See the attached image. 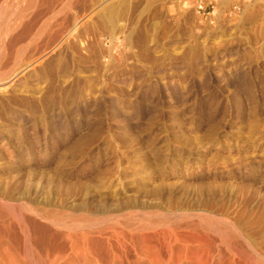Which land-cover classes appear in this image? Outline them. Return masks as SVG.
I'll use <instances>...</instances> for the list:
<instances>
[{
    "label": "rangeland",
    "instance_id": "rangeland-1",
    "mask_svg": "<svg viewBox=\"0 0 264 264\" xmlns=\"http://www.w3.org/2000/svg\"><path fill=\"white\" fill-rule=\"evenodd\" d=\"M197 5L0 0V231L26 264H264V0Z\"/></svg>",
    "mask_w": 264,
    "mask_h": 264
},
{
    "label": "bare ground",
    "instance_id": "bare-ground-1",
    "mask_svg": "<svg viewBox=\"0 0 264 264\" xmlns=\"http://www.w3.org/2000/svg\"><path fill=\"white\" fill-rule=\"evenodd\" d=\"M32 5V4H31ZM25 9V8H24ZM65 9V8H64ZM27 10V9H26ZM23 13V12H22ZM20 15H21V13H20ZM20 17V16H19ZM21 18V17H20ZM22 19V18H21ZM20 19V20H21ZM18 20V19H17ZM16 21V20H15ZM16 23V22H15ZM19 25V24H18ZM16 26V25H15ZM10 27V26H9ZM14 27V26H13ZM8 28V27H7ZM11 28V27H10ZM44 28V27H43ZM12 29V28H11ZM14 29V28H13ZM46 29V28H45ZM13 31V30H12ZM15 31V30H14ZM45 32V31H44ZM3 33V32H2ZM8 33H9V31H8ZM47 33V32H46ZM10 34V33H9ZM11 34H13V32L11 33ZM1 35V34H0ZM5 39V38H4ZM28 43V46L31 44V41H28L27 42ZM4 46V45H3ZM26 47V46H25ZM2 48V47H1ZM3 51V50H2ZM8 206V205H7ZM10 206V205H9ZM12 206V205H11ZM0 218H2V213H3V210L5 209V207H3V206H1V204H0ZM2 207L4 208V209H2ZM8 208V207H7ZM15 209V208H14ZM8 210H10V209H8ZM7 210V211H8ZM27 210V209H26ZM10 212V211H9ZM20 213V212H19ZM11 214H13V213H11ZM15 215H17V214H15ZM20 215V214H19ZM51 215V214H50ZM14 217V216H13ZM17 217V216H16ZM18 218V217H17ZM53 218V217H52ZM82 218V217H81ZM3 219V218H2ZM88 219V218H87ZM60 220V219H59ZM75 220V219H74ZM78 220V219H77ZM82 220V219H81ZM85 221H87V220H85ZM84 221V222H85ZM61 222H62V220H61ZM67 222H69L68 220H67ZM66 222V223H67ZM89 222V221H88ZM111 222H113V221H111ZM118 222V221H117ZM211 222V221H210ZM70 223V222H69ZM73 223V222H72ZM78 223H79V221H78ZM90 223V222H89ZM114 223V222H113ZM80 224H81V222H80ZM92 224V223H91ZM116 224V223H115ZM215 224V223H214ZM68 225V224H67ZM73 225L74 226H76L74 223H73ZM89 225V224H88ZM27 227V226H26ZM71 227V226H70ZM74 228V227H73ZM24 229V228H23ZM26 229V231H23V235H24V237H25V239H26V244L25 245H31V240H30V237H31V235H30V232L27 230L28 228H25ZM224 229V228H223ZM5 230V229H4ZM72 230V229H71ZM31 231V230H30ZM15 233H16V231H15ZM14 233V234H15ZM21 233V232H20ZM22 234V233H21ZM32 234V233H31ZM10 235V234H9ZM103 235V234H102ZM191 235V234H190ZM12 236H14V235H12ZM12 236H9L10 238L9 239H12ZM7 237V235L2 231H0V264H26V262L28 261L27 259V261H25V259L23 258V257H21L20 255L22 254V253H20V255H19V253L18 252H20L21 250H19L18 252H17V250H14L13 252H11V250L9 251V250H7V249H9V248H4V246H3V242L5 241V238ZM16 237V236H15ZM106 237V236H105ZM33 238V237H32ZM84 238V237H83ZM86 238V237H85ZM104 239V238H103ZM82 240H84V239H82ZM85 241V240H84ZM25 242V241H24ZM123 242V241H122ZM122 242H121V244H122ZM90 243V242H89ZM119 243V242H118ZM125 245H126V243H125ZM171 245V244H170ZM87 246V245H86ZM168 246V245H167ZM7 247V246H6ZM72 247V246H71ZM133 247V246H132ZM170 247H173V246H170ZM31 248V247H30ZM30 248H29V250H30ZM63 248V247H62ZM61 248V249H62ZM235 248V247H234ZM141 249V248H140ZM169 250V249H168ZM173 250V249H172ZM185 250V249H184ZM187 250V249H186ZM235 250V249H234ZM67 251V250H66ZM88 250L85 248H83V252H87ZM92 251V250H91ZM135 251V250H134ZM154 251V250H153ZM156 251V250H155ZM182 251H183V249H182ZM191 251V250H190ZM232 251V250H231ZM31 252H32V250H31ZM59 252H61V251H59ZM72 252V251H71ZM125 252V251H124ZM135 252H137V251H135ZM204 252V251H203ZM239 252V251H238ZM7 253H9L10 255H8ZM67 253V252H66ZM116 253V252H115ZM122 253V252H121ZM152 253V252H151ZM168 253V252H167ZM183 253V252H182ZM194 253V252H193ZM193 253H190V255L191 254H193ZM71 254H73V253H71ZM126 254H127V252H126ZM144 254H145V252H144ZM223 254V253H222ZM240 254V253H239ZM121 255H123V253L121 254ZM125 255V254H124ZM153 255H155V253L153 254ZM197 255V254H196ZM212 255V254H211ZM31 256H32V254H31ZM66 256H68V255H66ZM76 256V255H75ZM126 256V255H125ZM124 256V257H125ZM138 256H140V255H138ZM171 256V255H170ZM177 256H178V254H177ZM198 256V255H197ZM122 257V256H121ZM199 257V256H198ZM62 258V257H61ZM64 258H67V257H64L63 256V259ZM70 258L72 259V260H74L71 256H70ZM81 258V257H80ZM126 258V257H125ZM180 258V257H179ZM192 258V257H191ZM69 259V258H68ZM76 259V258H75ZM168 259H170V260H172V258H168ZM195 259V258H194ZM59 260V259H58ZM118 260H119V258H118ZM154 260V259H153ZM173 260H174V258H173ZM180 260V259H179ZM184 260V259H183ZM187 260H189V259H187ZM205 260V259H204ZM42 261H43V259H42ZM46 260H44L43 261V264H44V262H45ZM64 261V260H63ZM175 261V260H174ZM182 261V260H181ZM206 261V260H205ZM207 261H209V259L207 260ZM213 261V260H212ZM41 262V261H40ZM51 262V261H50ZM55 262H56V260H55ZM61 262V261H60ZM79 262V261H78ZM115 262V261H114ZM119 262H121V261H119ZM127 262V261H126ZM171 262V261H170ZM170 262H168V264L170 263ZM178 262V261H177ZM42 263V262H41ZM173 263H175V262H173ZM200 263V262H199ZM204 263V262H203ZM207 263V262H206ZM228 263H230V262H228ZM48 264V263H47ZM87 264V263H86ZM97 264V263H96ZM170 264H172V262L170 263ZM186 264V263H185ZM190 264V263H189ZM201 264V263H200ZM232 264V263H231Z\"/></svg>",
    "mask_w": 264,
    "mask_h": 264
},
{
    "label": "built area",
    "instance_id": "built-area-1",
    "mask_svg": "<svg viewBox=\"0 0 264 264\" xmlns=\"http://www.w3.org/2000/svg\"><path fill=\"white\" fill-rule=\"evenodd\" d=\"M217 1L218 0H198V11L202 12L203 15H208L209 13L206 12V9L210 7L214 12L216 10Z\"/></svg>",
    "mask_w": 264,
    "mask_h": 264
}]
</instances>
